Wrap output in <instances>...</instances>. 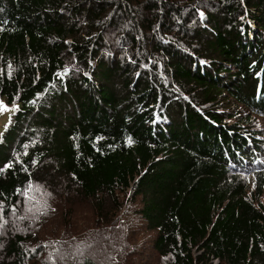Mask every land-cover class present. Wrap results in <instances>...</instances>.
Masks as SVG:
<instances>
[{
    "label": "trees",
    "instance_id": "16d2710c",
    "mask_svg": "<svg viewBox=\"0 0 264 264\" xmlns=\"http://www.w3.org/2000/svg\"><path fill=\"white\" fill-rule=\"evenodd\" d=\"M211 1L0 0V96L19 104L0 139V231L48 171L114 220L139 201L165 264H264V145L227 121L234 102L264 116V0ZM97 230L67 262L98 264L86 254L105 243L127 264L118 233ZM25 235L4 264H25Z\"/></svg>",
    "mask_w": 264,
    "mask_h": 264
},
{
    "label": "rangeland",
    "instance_id": "374dc122",
    "mask_svg": "<svg viewBox=\"0 0 264 264\" xmlns=\"http://www.w3.org/2000/svg\"><path fill=\"white\" fill-rule=\"evenodd\" d=\"M202 1L206 7H212L216 3ZM239 19L249 22L245 14L240 15ZM130 22H126V29L128 24H135V21ZM137 53L144 54L142 48L138 49ZM0 101L12 109L0 112L1 139L19 104L10 105L3 96H0ZM231 109L235 115L227 121L246 125L256 132L264 145V116L237 102L232 103ZM95 203L94 199L81 196L76 186L69 185L64 174L48 171L39 173L35 184L24 192V197L17 206L18 211L9 214V219L4 221L0 231V264H4L1 252L4 251L8 239L18 231L26 233V242L23 244L30 257L27 256L25 264H75L67 261H78L84 257L86 251L82 250V241L87 233L92 232L91 229L97 228H100L97 231L103 238L118 233L108 244L115 245L120 241L128 245L129 255L122 256L127 264L130 260L134 264H165L155 247L158 231L152 229L137 213L138 207L141 206L139 201L133 204L130 199L125 200L124 209L115 220L111 216L112 206L102 215ZM44 207L54 210L55 215L47 220L41 218ZM16 217H23L20 222L22 227L16 223ZM28 219H33L32 228ZM105 248V243L92 244L86 256L94 257L98 264L112 263L115 251L106 248V252Z\"/></svg>",
    "mask_w": 264,
    "mask_h": 264
},
{
    "label": "snow or ice",
    "instance_id": "6c2138e0",
    "mask_svg": "<svg viewBox=\"0 0 264 264\" xmlns=\"http://www.w3.org/2000/svg\"><path fill=\"white\" fill-rule=\"evenodd\" d=\"M9 67H11V65H9ZM9 75H10V73H9ZM10 110H12V109H9L6 105L3 104L2 101H0V112L10 111ZM129 143H131V140H129Z\"/></svg>",
    "mask_w": 264,
    "mask_h": 264
}]
</instances>
